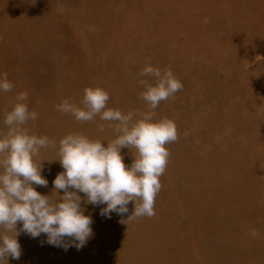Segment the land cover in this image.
I'll return each instance as SVG.
<instances>
[{
    "label": "rangeland",
    "instance_id": "rangeland-1",
    "mask_svg": "<svg viewBox=\"0 0 264 264\" xmlns=\"http://www.w3.org/2000/svg\"><path fill=\"white\" fill-rule=\"evenodd\" d=\"M146 63L183 85L153 110L177 130L154 215L126 220L129 201L106 218L82 200L93 229L85 246L65 251L20 232L21 255L4 264H264V0H0V73L13 84L0 93V132L26 91L37 117L22 127L52 140L35 157L48 184L34 187L56 198L59 139L115 136L113 122L76 121L56 105H80L85 86H101L106 107L144 112ZM121 153L130 165L135 149Z\"/></svg>",
    "mask_w": 264,
    "mask_h": 264
},
{
    "label": "clouds",
    "instance_id": "clouds-1",
    "mask_svg": "<svg viewBox=\"0 0 264 264\" xmlns=\"http://www.w3.org/2000/svg\"><path fill=\"white\" fill-rule=\"evenodd\" d=\"M139 75L154 81H138L144 86L140 92L146 104L144 112L106 107L109 94L101 86H85L80 105L69 99L56 105L58 111L76 121H91L99 115L100 120L113 122L115 133L110 141L80 132H69L59 139L58 158L54 160L59 161L62 171L52 180V190L59 193L56 198L34 187L48 184L41 174L43 160L37 163L35 157L52 140L46 135L29 134L22 127L37 113L29 110L26 91L16 94L11 109L3 116L7 129L0 132V264L8 262L9 256L19 259L20 232L31 238L44 234L42 244L65 251L85 246L93 229L92 217L86 214L82 200L84 204L103 205L99 214L106 218L113 212L127 213L129 201L134 208L126 220L154 215V198L161 188L159 177L168 158L165 145L177 139V130L173 120L155 118L153 110L183 85L170 69L161 70L151 63H146ZM12 88L6 73H0V93ZM103 127L99 125L101 130ZM122 147L135 149L130 165L124 162Z\"/></svg>",
    "mask_w": 264,
    "mask_h": 264
}]
</instances>
